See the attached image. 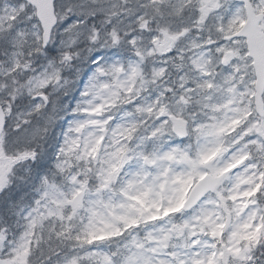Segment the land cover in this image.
Returning a JSON list of instances; mask_svg holds the SVG:
<instances>
[{
    "label": "snow or ice",
    "instance_id": "snow-or-ice-1",
    "mask_svg": "<svg viewBox=\"0 0 264 264\" xmlns=\"http://www.w3.org/2000/svg\"><path fill=\"white\" fill-rule=\"evenodd\" d=\"M0 264H264V0H0Z\"/></svg>",
    "mask_w": 264,
    "mask_h": 264
}]
</instances>
